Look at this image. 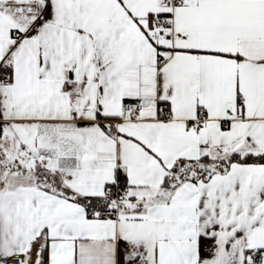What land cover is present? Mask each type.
<instances>
[{
	"label": "snow or ice",
	"instance_id": "1",
	"mask_svg": "<svg viewBox=\"0 0 264 264\" xmlns=\"http://www.w3.org/2000/svg\"><path fill=\"white\" fill-rule=\"evenodd\" d=\"M0 264H264V0H0Z\"/></svg>",
	"mask_w": 264,
	"mask_h": 264
}]
</instances>
